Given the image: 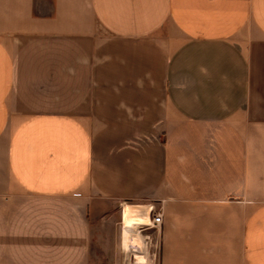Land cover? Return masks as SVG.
<instances>
[{"label": "crops", "instance_id": "0c3cea01", "mask_svg": "<svg viewBox=\"0 0 264 264\" xmlns=\"http://www.w3.org/2000/svg\"><path fill=\"white\" fill-rule=\"evenodd\" d=\"M125 203L264 264V0H0V264H114Z\"/></svg>", "mask_w": 264, "mask_h": 264}, {"label": "rangeland", "instance_id": "374dc122", "mask_svg": "<svg viewBox=\"0 0 264 264\" xmlns=\"http://www.w3.org/2000/svg\"><path fill=\"white\" fill-rule=\"evenodd\" d=\"M127 204L130 205L132 203H125L124 206ZM124 206H123V211H124ZM145 214H146V210L140 212V214H139L140 216L139 215L138 216L141 218H144L143 215H145ZM123 221H124V215H123ZM140 227H141V225L137 227V229L135 230V233H133V236H131V238H130V242L126 243V241H125L126 237H123L125 249L130 250L132 252H129L127 254L125 253V255H123V256L121 255V257H119V258L106 259L107 262L112 261L114 264H137L134 253L135 254H142L141 260H145L144 263L146 262V259H147V257H146L147 254L145 253L146 243H145V240L143 238V234L145 233V231L142 232ZM123 235H124V227H123ZM134 250H136V251H134ZM144 263H142V264H144Z\"/></svg>", "mask_w": 264, "mask_h": 264}, {"label": "bare ground", "instance_id": "6f19581e", "mask_svg": "<svg viewBox=\"0 0 264 264\" xmlns=\"http://www.w3.org/2000/svg\"><path fill=\"white\" fill-rule=\"evenodd\" d=\"M145 210H146V214H147V212L149 213L148 218L146 220L141 218V217H138V216H133V215L138 214V213L140 214V212L145 211ZM123 215H124L123 227H124V233H125V237H126L125 241L127 243V242H130V238H131V236H133V233H135V230L137 229L138 226L144 224L145 222L150 223V210L147 211L145 206H141V207L131 206L130 207L128 205H125ZM145 215H143V216H145ZM134 255H135V259H136L137 264L144 263L145 260H141L142 254H135L134 253Z\"/></svg>", "mask_w": 264, "mask_h": 264}, {"label": "built area", "instance_id": "2783aa9c", "mask_svg": "<svg viewBox=\"0 0 264 264\" xmlns=\"http://www.w3.org/2000/svg\"><path fill=\"white\" fill-rule=\"evenodd\" d=\"M164 214L163 211H156L154 209H150V223L142 224L141 230H144L148 227H154V226H161L163 223Z\"/></svg>", "mask_w": 264, "mask_h": 264}]
</instances>
